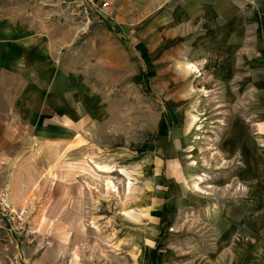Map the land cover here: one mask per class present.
<instances>
[{"label":"rangeland","instance_id":"374dc122","mask_svg":"<svg viewBox=\"0 0 264 264\" xmlns=\"http://www.w3.org/2000/svg\"><path fill=\"white\" fill-rule=\"evenodd\" d=\"M105 1L0 0L69 28L83 115L6 124L0 264H264V0Z\"/></svg>","mask_w":264,"mask_h":264},{"label":"crops","instance_id":"0c3cea01","mask_svg":"<svg viewBox=\"0 0 264 264\" xmlns=\"http://www.w3.org/2000/svg\"><path fill=\"white\" fill-rule=\"evenodd\" d=\"M202 3L206 8L201 7V12L208 5ZM19 9L16 3L0 6V155L7 147L2 140L17 137L11 132L14 128L6 127L8 123L49 122L57 108L68 128L71 123L79 129L83 116L81 109L71 114L74 80L69 72L70 53L65 52L70 44L69 28L62 25L59 29L54 21L25 18L18 14ZM156 197L153 209L159 213L163 210L159 192ZM150 259L143 264H152Z\"/></svg>","mask_w":264,"mask_h":264},{"label":"built area","instance_id":"2783aa9c","mask_svg":"<svg viewBox=\"0 0 264 264\" xmlns=\"http://www.w3.org/2000/svg\"><path fill=\"white\" fill-rule=\"evenodd\" d=\"M74 7L79 10V13L83 14L87 18L88 22H92L94 18H103L105 13L111 9L110 2L99 0H72ZM94 23V22H93Z\"/></svg>","mask_w":264,"mask_h":264},{"label":"bare ground","instance_id":"6f19581e","mask_svg":"<svg viewBox=\"0 0 264 264\" xmlns=\"http://www.w3.org/2000/svg\"><path fill=\"white\" fill-rule=\"evenodd\" d=\"M195 121V120H194ZM196 121H198V119H196ZM197 164V162L194 163V165ZM98 169L100 170V172H105V173H108L110 172V170H108L107 167H104V166H99L97 165ZM203 180V179H202Z\"/></svg>","mask_w":264,"mask_h":264}]
</instances>
